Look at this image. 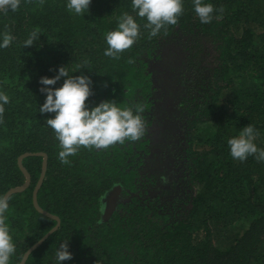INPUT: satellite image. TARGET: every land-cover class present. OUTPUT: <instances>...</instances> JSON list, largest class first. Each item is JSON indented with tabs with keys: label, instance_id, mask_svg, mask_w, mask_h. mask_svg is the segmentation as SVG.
<instances>
[{
	"label": "trees",
	"instance_id": "obj_1",
	"mask_svg": "<svg viewBox=\"0 0 264 264\" xmlns=\"http://www.w3.org/2000/svg\"><path fill=\"white\" fill-rule=\"evenodd\" d=\"M204 2L214 8L210 23L182 0L177 23L155 36L131 0H91L81 15L66 0H21L16 11L0 13V34L12 36L0 49V91L9 97L0 112V192L24 185L19 157L45 153L37 200L60 221L25 264H55L65 241L72 258L61 264H264V162L233 160L227 145L251 124L264 149V0ZM124 12L139 35L118 58L107 57L105 34ZM33 31L39 40L23 46ZM60 66L91 78L88 107L142 104L143 135L105 149L81 146L62 164L45 123L53 114L39 112V80ZM42 163L23 159L30 185L9 200V264H20L57 224L33 205Z\"/></svg>",
	"mask_w": 264,
	"mask_h": 264
},
{
	"label": "clouds",
	"instance_id": "obj_2",
	"mask_svg": "<svg viewBox=\"0 0 264 264\" xmlns=\"http://www.w3.org/2000/svg\"><path fill=\"white\" fill-rule=\"evenodd\" d=\"M21 0H0V13L9 10L16 11ZM91 0H66V8L70 12L81 15L89 11ZM131 8L137 17L145 18L144 27L150 29V35L155 36L162 27L176 24L177 18L183 12L182 0H131ZM193 11L201 24L210 23L214 8L204 0H192ZM217 13L222 9H216ZM139 35V25L133 15L124 12L118 17L115 29L105 34L104 55L118 58L119 53L130 48ZM40 35L33 31L23 41V46H32ZM12 36L4 32L0 34V49L9 46ZM131 62V61H129ZM63 83L53 87L61 78ZM40 92L45 95L39 112L45 118L59 142L57 158L62 164L69 163L68 157L76 153L81 146L95 149H105L115 143L123 144L125 140L135 141L144 133V121L141 113L144 107L136 103L130 107H120L112 100L102 101L88 107L86 101L92 94L91 78L86 75H70L65 66L56 70L52 77L42 76L39 80ZM9 102V97L0 91V112L3 105ZM258 133L251 124L243 127L238 135L227 140L229 155L233 160L245 161L253 156L257 162H264V149H259L254 143ZM11 196L8 192H0V264H9L10 257L15 252V244L6 222ZM55 264H61L72 258L69 244L61 242L54 252Z\"/></svg>",
	"mask_w": 264,
	"mask_h": 264
},
{
	"label": "water",
	"instance_id": "obj_3",
	"mask_svg": "<svg viewBox=\"0 0 264 264\" xmlns=\"http://www.w3.org/2000/svg\"><path fill=\"white\" fill-rule=\"evenodd\" d=\"M30 156H40V157H43V163H42V172H41V176L39 178V181H38V184L33 192V205L35 207V209L39 212V213H42L54 220L57 221V224L56 226L48 233L46 234L38 243H36L32 248H30L26 254L23 256V259L22 261L20 262V264H25L28 257L30 256V254L35 251L39 246H41L46 240L47 238L57 230V228L59 227L60 225V221H59V218L56 217V216H53L49 213H47L46 211H44L43 209L40 208L39 204H38V200H37V195H38V191L42 185V182H43V179L45 177V174H46V170H47V160H48V157L45 153H36V154H32V153H26L24 155H22L21 157H19L18 159V166L20 168V170L24 173V175L26 176V181L24 183L23 186L21 187H18V188H13L11 190L8 191V193L10 194V196H12L13 194L15 193H18V192H22L24 191L25 189H27V187L30 185V175L29 173L27 172V170L25 169V167L23 166L22 164V161L24 158L26 157H30ZM116 199H117V192L115 191L112 195L109 196V198L107 199L106 203H105V206H104V217L107 218L109 216V214L111 213V211L113 210L114 206H115V202H116Z\"/></svg>",
	"mask_w": 264,
	"mask_h": 264
},
{
	"label": "rangeland",
	"instance_id": "obj_4",
	"mask_svg": "<svg viewBox=\"0 0 264 264\" xmlns=\"http://www.w3.org/2000/svg\"><path fill=\"white\" fill-rule=\"evenodd\" d=\"M237 227H238V225L236 226V229H233V231H232L233 233H236L239 231V229Z\"/></svg>",
	"mask_w": 264,
	"mask_h": 264
}]
</instances>
